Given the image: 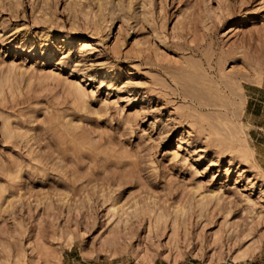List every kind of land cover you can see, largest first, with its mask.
I'll list each match as a JSON object with an SVG mask.
<instances>
[{
	"label": "rangeland",
	"instance_id": "1",
	"mask_svg": "<svg viewBox=\"0 0 264 264\" xmlns=\"http://www.w3.org/2000/svg\"><path fill=\"white\" fill-rule=\"evenodd\" d=\"M263 126L264 0H0V264H264Z\"/></svg>",
	"mask_w": 264,
	"mask_h": 264
},
{
	"label": "crops",
	"instance_id": "2",
	"mask_svg": "<svg viewBox=\"0 0 264 264\" xmlns=\"http://www.w3.org/2000/svg\"><path fill=\"white\" fill-rule=\"evenodd\" d=\"M260 88L262 89L263 87H260ZM251 105H252V103H251ZM255 106H256V104H254V106L251 108L252 111L254 110ZM260 130H263L264 131V126L262 128H260ZM248 256L249 255H247V257ZM247 257H246V259H247ZM242 260H245V259H242ZM242 260H238L237 262H241ZM152 264H171V263L168 262L165 259H155ZM247 264H259V263H257V260H254L251 263H247Z\"/></svg>",
	"mask_w": 264,
	"mask_h": 264
},
{
	"label": "bare ground",
	"instance_id": "3",
	"mask_svg": "<svg viewBox=\"0 0 264 264\" xmlns=\"http://www.w3.org/2000/svg\"><path fill=\"white\" fill-rule=\"evenodd\" d=\"M247 257V254L246 255H243V256H241V257H239L238 259H236V261H238V260H242V259H245Z\"/></svg>",
	"mask_w": 264,
	"mask_h": 264
},
{
	"label": "built area",
	"instance_id": "4",
	"mask_svg": "<svg viewBox=\"0 0 264 264\" xmlns=\"http://www.w3.org/2000/svg\"><path fill=\"white\" fill-rule=\"evenodd\" d=\"M227 264H235V263H233V262H230V263H227Z\"/></svg>",
	"mask_w": 264,
	"mask_h": 264
}]
</instances>
